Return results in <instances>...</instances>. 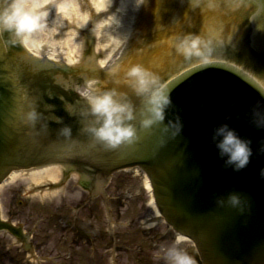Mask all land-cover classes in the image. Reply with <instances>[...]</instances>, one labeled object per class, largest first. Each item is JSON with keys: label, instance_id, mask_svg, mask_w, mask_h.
I'll list each match as a JSON object with an SVG mask.
<instances>
[{"label": "water", "instance_id": "1", "mask_svg": "<svg viewBox=\"0 0 264 264\" xmlns=\"http://www.w3.org/2000/svg\"><path fill=\"white\" fill-rule=\"evenodd\" d=\"M187 2L170 0L168 5L154 0L153 26L165 23ZM253 4L264 20V0ZM148 38L152 36L139 35L141 43L135 50ZM15 65L0 39V182L12 170L50 163L87 164L102 177L138 167L148 178L159 214L177 234L194 243L199 264H264V129L254 123L264 124V88L249 74L254 67L239 68L223 60L183 71L166 84L172 105L165 123L178 115L181 134L158 147L159 129L140 132L138 143L107 150L84 131L79 118L67 119L62 112L39 114L35 125L25 123L23 85ZM127 98L139 109L136 96ZM225 122L252 142L251 161L239 172L224 167L211 143L213 129ZM65 125L72 129L70 137L59 133ZM233 191L248 201L243 215L215 204L218 196L226 198Z\"/></svg>", "mask_w": 264, "mask_h": 264}, {"label": "clouds", "instance_id": "2", "mask_svg": "<svg viewBox=\"0 0 264 264\" xmlns=\"http://www.w3.org/2000/svg\"><path fill=\"white\" fill-rule=\"evenodd\" d=\"M129 2L138 11L146 5L147 0H118V4L117 0H109V15L92 25L96 36L106 37L107 42L117 48L128 39L126 35L119 33V29L122 26L121 14L126 13ZM114 5L115 11H111ZM46 15L27 9L24 0H0V34L8 33L12 45L19 43L27 47L29 34L47 26ZM87 19L85 16V21ZM175 51L185 59L196 57L204 62L211 55L208 43L194 34L180 38L175 44ZM117 70L112 71L115 73ZM125 76L140 100L139 109L116 88L101 89L96 87L95 81H89L83 90L77 89L85 105L78 115L81 119L91 118V122L84 126V131L105 149L115 150L138 143L141 140L140 132L152 134L155 129H159L158 147H164L168 139H175L183 131V123L178 115L175 120L169 119L165 123L168 109L172 105L171 90L166 88L156 74L139 64L128 68ZM68 110L70 114H76L73 106H68ZM39 119L40 115L35 109L24 115L25 123L31 125H35ZM254 123L258 129H264V124ZM59 133L70 137L72 129L65 125L59 129ZM210 139L225 168L239 172L250 163L253 156L251 140L242 137L229 123L215 127ZM261 176L264 177V169L261 170ZM215 204L218 208L234 209L241 215L249 207L247 199L235 191L228 193L226 198L218 196ZM182 241L183 236L178 235L169 247L160 249L164 253L162 258L166 264H197L195 257L187 249L180 247Z\"/></svg>", "mask_w": 264, "mask_h": 264}, {"label": "rangeland", "instance_id": "3", "mask_svg": "<svg viewBox=\"0 0 264 264\" xmlns=\"http://www.w3.org/2000/svg\"><path fill=\"white\" fill-rule=\"evenodd\" d=\"M24 3L26 8L34 13L43 12L47 14L45 17L47 26L35 30L29 34L28 38L34 40L36 43H44L45 47L43 54L56 61H59L58 58L62 57L64 61L75 63L77 57L81 56L84 49V47H82L84 40L83 34L79 33L77 30H74L73 26L76 25L78 19L87 16L88 11L90 10L89 8L92 9L95 16L100 14L101 18H106L109 15L107 7L102 9L101 12L95 10L92 6V0H24ZM206 4H208V2H206ZM115 7L116 5L113 6L111 11H115ZM129 7H132L131 2L128 4L126 13L122 14L123 18L121 17V21L123 19L125 20V18L128 16V13L131 12V9L130 11L128 10ZM240 17L241 20L244 19V22H246L247 31H245V33H253L259 27L258 24L251 22V20L256 17L255 12L250 13L248 16L241 15ZM96 21V17H88L86 24L84 25L85 29H92V25ZM215 25L216 23H214V21L208 19L203 23L202 31L205 36L217 38L221 41V39L217 37L218 34L221 35V29H216ZM218 25H221V22ZM91 32H93L92 35L94 40L91 44V50L93 47L96 48L98 38H102L103 40L100 46L102 47L101 52L104 54H106L105 51H108V49H115L114 45L107 42L106 37H98L95 35L94 31ZM248 35L242 36L241 39L237 40V43H235V40H232L229 45H238L239 48H241L242 51L249 57L256 53L255 57L257 61L251 60L259 64V67H264V51L251 52L250 40H247ZM228 38L229 37H225L226 40ZM222 41L225 42L224 39H222ZM87 45L88 41L86 37V49ZM47 51L50 53L48 54ZM97 54H99V52H97ZM98 57L100 60L102 59V56ZM123 174L124 173L119 172L115 174V176L118 178ZM65 178L66 180H63L61 187L51 192L47 190L44 192L41 191L40 186H46L47 183L33 185L30 181L23 178H19L11 184L1 188V205L4 204L5 209L8 210L11 207L20 211L24 209L23 211L25 214H27V216H33L35 219L36 231L31 246L35 253L34 260L33 258H31L30 261H27L26 258L22 260V252H19L18 264H166V261L162 258L164 253L160 251V249L169 247L175 241L177 236L169 229V227L166 226L164 222L153 217L155 213L149 203L148 192L144 188V181L141 175L131 177V189L132 191L140 192L138 194L142 198L146 199L147 205L145 206L143 204L142 206L135 207L133 203L131 204L129 216L133 221L132 228L140 229L142 231L146 229L145 226H147L148 223L153 222L151 226H147L148 230L152 234L155 232H164L162 238L159 237L160 235L158 233V237L161 240L158 242L154 241L155 243L153 249L149 246V241L146 248L143 246L142 250L145 259L142 261L136 258L134 252L133 254H129L128 252L126 255H124L122 251H119L117 252V255L110 257L109 252V255L107 253L104 254V252L107 250L102 248L104 246L103 243L99 244V252L97 254L94 253L90 255L87 252L82 253L83 249L86 247L78 249L71 245L72 241H74L72 239L75 235V226H77V222L75 221V211L78 196L76 192L77 176L75 174L68 173ZM59 179L60 178H58L56 181L58 184L60 183ZM122 190L123 187L116 191L119 193ZM25 203H28L29 207L24 208ZM142 208L144 209L143 212H141ZM124 216L126 215H122V218ZM148 218L149 220H147ZM59 220L68 222L69 228H66L67 232H64L65 239L60 238V231L62 227L61 224H59ZM146 220L148 223H146ZM102 221L103 219H101V225ZM116 230L118 229L116 228ZM140 235L141 234L139 232L135 233V231H132L128 240L129 243L132 242L135 244L134 241L139 242L142 240ZM180 247L187 249L195 257L193 245L189 240L184 239L180 244ZM1 251L2 250L0 247V264H14L15 258L12 259L11 254L5 255L1 253ZM197 264L199 263L197 262Z\"/></svg>", "mask_w": 264, "mask_h": 264}, {"label": "flooded vegetation", "instance_id": "4", "mask_svg": "<svg viewBox=\"0 0 264 264\" xmlns=\"http://www.w3.org/2000/svg\"><path fill=\"white\" fill-rule=\"evenodd\" d=\"M66 74V70H62ZM72 84L55 83L52 81H38L33 84L34 88L40 92V96H78L74 90V84L80 83V79L74 78ZM79 177L77 181V203L75 221V240L77 248H83L82 253L97 254L99 252V244L103 243L104 253H110L112 256L117 255V252L126 255L129 251H133L135 256L140 261L144 260L143 246H148L147 232L139 242L134 241L129 243L131 232H139V229L132 228L133 221L129 216L131 204L135 207L146 206V199L142 198L138 193L131 189V174L125 173L116 178L111 175L104 180H98L97 175L88 168H77ZM123 190L117 193L119 188ZM0 247L1 253L12 255V259L19 260V251L22 252V257L28 255L30 244L34 239L35 234V219L33 216H27L23 210H18L11 207L5 209V205H1L0 199ZM29 207L25 203L24 208ZM144 209H141L143 212ZM102 213V216H101ZM122 215H126L122 218ZM101 219L102 225H101ZM110 221L113 223L111 224ZM61 224V239H65L64 232L69 228L67 221H60ZM116 228L118 230H116ZM143 233V232H142ZM155 232L149 238V246L153 249L154 241H160L159 237H163V231ZM11 241L12 244L9 242ZM17 241V242H16ZM147 243H143V242ZM20 242V243H19ZM98 246V247H97ZM103 249V250H104Z\"/></svg>", "mask_w": 264, "mask_h": 264}, {"label": "bare ground", "instance_id": "5", "mask_svg": "<svg viewBox=\"0 0 264 264\" xmlns=\"http://www.w3.org/2000/svg\"><path fill=\"white\" fill-rule=\"evenodd\" d=\"M93 1V8L95 10H97L98 12H101L102 9H104L105 7H107L109 0H92ZM195 2H197L198 4H194L195 6H191V5H186V11L184 16H182V19L185 21L181 22L180 24H178V26L175 27V30L178 31H185L189 34H194V35H198L197 32L195 33L194 26L199 23V20L203 19L202 23H204L206 20L211 19L214 22H219V19L221 20V22L224 23V27L227 28L225 29L226 32H228V28L230 27V22L231 20L234 21L235 18V13L231 12L230 14L228 13L226 8H218V9H208V10H204L202 8H197L196 5L200 4L203 6L204 2L206 3V0H194ZM219 2L221 0H218ZM148 2V0H147ZM168 3V2H165ZM170 4V3H169ZM168 4V5H169ZM152 7V4H149ZM156 6V5H155ZM154 6V7H155ZM143 8H145V6H142L138 11H136L133 6L130 8L129 7V11L131 9V12L128 13V16L125 18V20H122V26L119 29V33H122L124 35H126L129 39V36L132 34V32L134 33L135 27H136V21L139 20L140 17V12L143 10ZM213 12V13H212ZM212 13V14H210ZM209 14L212 15L213 17H209ZM260 14H256V17L254 19L251 20L252 23L258 24L264 20H260ZM121 17L123 18L122 14ZM209 17V18H208ZM86 21H85V17H81L80 19H78V21L76 22V27L78 28H82L84 27ZM139 31H137L138 33ZM183 33V32H182ZM219 33V32H218ZM134 36V34H132ZM235 36V35H234ZM127 39V40H128ZM250 42V47L252 48H258L259 44H264V38H257L256 35L253 38L248 37L247 40H251ZM107 40V39H106ZM102 38H98L97 39V44H96V50H98L99 52L102 51V47L100 46L101 42H102ZM127 43V41H126ZM125 45V43L123 45H121L119 48H117L115 45V49H108V51H105L106 54L104 56L103 59L100 60L101 64H105L106 61L112 63L113 67H116V69H120V67L125 68V70L127 69L126 64L128 59H131L133 56V48L131 47V45L126 46V49L123 48V46ZM162 51H160V53H163V55L159 56L158 60L160 62V65H154V66H149V71L153 72L154 74H158L160 73V70L162 68L167 67L165 65L168 56L171 57L172 52L170 50V46H168L167 44H162ZM44 43L42 42H38L36 43L34 40H31L30 38H28V46L24 48L28 51L31 52L33 54V56H38L41 53H43L44 50ZM123 48V49H122ZM125 49V50H124ZM122 50V51H121ZM159 49H153L152 52H149L148 54L145 52H141L142 56L146 55V58H150L152 56V54H155L158 52ZM48 52V51H47ZM88 52H90V48L88 49ZM252 52V50H251ZM50 52H48L49 54ZM91 53V52H90ZM103 53V52H102ZM104 54V53H103ZM173 54H175V52H173ZM256 53L252 54L251 57L247 56L244 58V60H253V61H257L256 57H255ZM119 56V57H118ZM90 57H84V60L89 59ZM134 63H137V60L134 61ZM90 65H92L90 63ZM118 70L116 71V73L118 72ZM120 76V75H117ZM63 170V167L59 166V165H45V166H41V167H34L31 169H20V170H15L13 172H11L8 177L5 179V181L0 185V190L2 187L11 184L12 182H14L15 180L19 179V178H23L25 180L30 181L33 185H40L42 183H53L56 182L57 179L59 178L61 172ZM144 184H145V188L147 189V191H150L149 188V184L146 180V178H144ZM152 206V205H151ZM153 210L155 211V214L158 216V212L157 210H155V207L152 206ZM184 240V237H183Z\"/></svg>", "mask_w": 264, "mask_h": 264}]
</instances>
